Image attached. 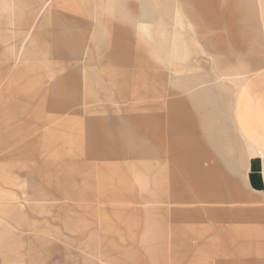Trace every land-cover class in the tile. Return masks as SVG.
<instances>
[{
	"label": "rangeland",
	"instance_id": "obj_1",
	"mask_svg": "<svg viewBox=\"0 0 264 264\" xmlns=\"http://www.w3.org/2000/svg\"><path fill=\"white\" fill-rule=\"evenodd\" d=\"M36 1L0 0V23L21 24L7 25L12 45H0V264H264V190L250 184L263 172L251 171L233 116L245 79L264 68V6L254 26L231 17L253 13L231 8L236 0H59L62 31L85 39L77 60H53L47 37L20 45L25 5ZM29 47L45 54L27 57ZM69 67H78L79 96L94 100L72 119L42 98ZM91 76L103 90L91 89ZM103 107L140 113L141 156L157 159L158 198L128 160L83 162L86 120L105 117L92 111ZM74 173L90 175L73 186L86 196L33 195L48 188L45 175ZM166 192L222 199L169 204ZM165 208L203 211L173 222L157 211Z\"/></svg>",
	"mask_w": 264,
	"mask_h": 264
},
{
	"label": "crops",
	"instance_id": "obj_2",
	"mask_svg": "<svg viewBox=\"0 0 264 264\" xmlns=\"http://www.w3.org/2000/svg\"><path fill=\"white\" fill-rule=\"evenodd\" d=\"M59 0H38L36 2H27L25 7L29 10L25 12L23 17V38L20 41V45L23 41L27 40L31 45L37 41L39 37H47L50 39L52 44L51 58L53 60H77L80 54V46L85 38H79L76 35L71 36L68 32H63L62 22L63 14L55 12L53 6L60 7L58 4ZM258 4L264 6V0H236V3L232 4L231 8L250 10L253 9V13L247 15L248 12L242 13L238 11V16L234 14L232 18L244 17L248 19L247 23L253 24L257 21V7ZM261 7V6H260ZM33 8V9H31ZM246 14V15H242ZM53 17V28L46 31L45 26L47 25L50 18ZM251 20V22L249 21ZM241 23V22H240ZM14 24L18 28L21 27L20 21L14 23L1 22L0 29V45L4 49L11 46L8 41L10 37L5 34V30L9 29L7 25ZM71 29V27L69 26ZM15 32V31H14ZM247 32V30H246ZM256 32V31H255ZM12 35V34H11ZM15 36V35H12ZM258 36L247 37L248 40L257 39ZM238 39V38H237ZM254 42V41H253ZM249 44H245L247 47ZM89 51V45L87 44L86 52L84 56L79 57L84 61L87 58V52ZM45 53L40 51H34L33 48L29 47L26 50V56L32 55L41 56ZM86 61V60H85ZM84 61V62H85ZM46 63V62H45ZM13 64H3L4 68H14ZM87 64H83V68H86ZM33 67L28 64L26 68ZM62 68V67H61ZM71 68L64 75L58 76L52 82L48 90H44L42 98L47 104L49 112L65 115L64 118L72 119L68 117L71 115H81L89 109H80L77 106H85L89 102H93V98L87 97V95L79 96L80 80L77 77L76 70L78 67ZM82 68V69H83ZM66 69V68H63ZM106 69V68H105ZM103 81L100 78L91 76L87 79V83L92 88L103 90ZM109 82V80H108ZM83 83V81H82ZM108 84V83H107ZM96 90V91H98ZM107 98L106 96H104ZM236 113L234 116V125L240 136L245 140L246 145L249 149L248 162L250 163L251 171L254 174L263 172L262 176L250 177V184L264 190V68L260 69L245 79L244 86L239 90L236 97ZM93 112L105 113V117L88 118L86 120V132H87V149L83 155V162L88 164L92 161H104L110 164L116 161L128 160L133 174V179L139 182L141 185L151 184L153 188H145L148 195L152 194L158 198L157 192V159L146 162L142 160V145H141V124L137 121L140 117V113L127 112L126 108L123 110L127 112L125 116H114L113 112L118 110H112L107 107L102 109L92 110ZM230 151V150H229ZM263 159V160H262ZM248 166V164L246 165ZM76 167V166H75ZM139 169L143 170V174L139 173ZM258 175V174H257ZM44 184L48 188H38L33 191V195L36 199H53L51 194L56 196H67L68 198H79L86 196V191L83 187L73 188L80 181L85 184L90 181V175L86 174L81 176L80 173L74 174H63V175H45ZM61 182L64 185H58ZM55 183V185H52ZM155 185V187H154ZM46 186V187H47ZM168 194L166 203L174 204H192V203H208L215 202L218 199H222V193H196L190 194L186 192L174 193L166 192ZM162 202V200H155ZM159 213L170 214L173 222H183L186 219L195 217L200 214L202 209H191V208H175V209H158ZM2 212V211H0ZM211 213L214 211L210 210ZM6 231L0 224V242L4 239ZM4 246L0 244V249Z\"/></svg>",
	"mask_w": 264,
	"mask_h": 264
}]
</instances>
